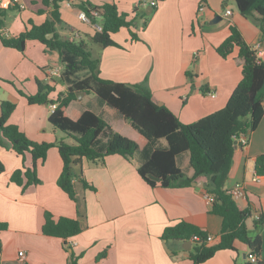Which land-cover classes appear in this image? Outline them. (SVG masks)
<instances>
[{
	"label": "crops",
	"instance_id": "crops-1",
	"mask_svg": "<svg viewBox=\"0 0 264 264\" xmlns=\"http://www.w3.org/2000/svg\"><path fill=\"white\" fill-rule=\"evenodd\" d=\"M95 5L116 4L130 18L138 19L132 30L139 40L133 41L130 32L123 29L112 36L118 46L100 48L101 77L114 82L145 84L153 100L167 106L184 124L223 109L243 78L242 60L235 48L227 58L217 49L236 27L253 48L264 47V27L245 18L230 0H206L208 11L198 17L200 0H84ZM155 1L157 7H152ZM8 9L4 35L18 37L32 27L50 19L51 8L42 0H22ZM81 0H67L61 4L64 26L60 34L69 39L84 40L88 44L95 34L94 27L83 21L77 7ZM137 10V12H135ZM227 11H231L227 15ZM147 17H142V14ZM195 53L198 57L195 58ZM59 66L60 55L37 40H28L24 51L6 47L0 40V116L3 101L16 104L9 123L16 125L31 140L38 143H58L71 138L56 129L49 121L50 105L30 104L27 95L39 91V83L51 85L49 95L56 99L68 92L69 85L58 79L49 80L47 69ZM86 74L84 73L85 77ZM82 77V78H83ZM91 91H83L71 103L70 109L92 111L102 117L114 131L129 133L131 125L114 108L102 102ZM208 92H216L211 98ZM248 144L237 147L225 189L241 185L246 196L235 200L240 208L251 212L249 231L254 228L257 213L264 214V175L256 182V158L264 155V118L252 134H244ZM73 139V138H72ZM161 141L158 146L166 147ZM189 166L185 173L191 177L189 154L178 156ZM138 155L132 161L121 155H110L105 163L83 160L76 166L75 188L78 203L72 201L59 187L58 179L63 161L57 147H52L45 162L37 169L40 184L23 190L11 181L15 171L32 167V156L25 159L7 143H0V264H67L71 251L80 256V264H196L184 243L162 239L167 227L186 222L206 232L218 244L222 235L223 219L213 214L203 194L208 184L201 177L190 187L153 188L139 174ZM182 169V168H181ZM183 170V169H182ZM83 179L94 187L84 186ZM55 220L61 217L80 222L82 232L68 240L47 236L42 232L45 214ZM259 262L264 263V230ZM253 237V236H252ZM236 250H221L202 264H249L250 251L241 242ZM26 258L20 260L19 253ZM106 253L104 257L102 254Z\"/></svg>",
	"mask_w": 264,
	"mask_h": 264
},
{
	"label": "trees",
	"instance_id": "trees-1",
	"mask_svg": "<svg viewBox=\"0 0 264 264\" xmlns=\"http://www.w3.org/2000/svg\"><path fill=\"white\" fill-rule=\"evenodd\" d=\"M65 1L42 0L44 7L51 8L50 19L40 26L32 25L20 36L12 38H7L3 33L8 9L0 7V40L4 46L24 51L28 40H37L51 51L59 53L64 70L58 80L69 85L68 92L50 99L49 95L55 89L51 85L39 83L37 94L20 93L30 104H58L49 121L56 129L75 140L73 145L65 140L58 143L31 140L18 126L9 123L16 104L3 101L0 143H7L23 160L26 154L32 156V167L26 169L23 166L15 171L11 181L23 190L40 184L38 166L46 161L49 150L57 147L63 161L58 185L72 201L78 203L75 180L80 176L76 166L83 160L104 164L110 155H121L129 161L140 155L142 161L138 172L153 188L190 187L199 178L206 177L209 182L205 192L215 197L211 211L223 219L218 244H210L206 232L186 222L167 227L162 235L163 240L182 243L192 241L194 246L190 258L196 264L210 260L221 250H236L235 243L238 241L248 247L250 254L260 255L263 240L259 229L264 227V214L254 220V229L258 234L252 237L247 225L251 212L240 208L225 189L239 135L252 134L264 118V63L257 60L255 51L241 32L232 26L229 37L217 49L221 57L227 58L238 48V56L242 60L243 78L228 103L223 109L194 123L184 124L167 106L153 100L152 91L145 84L114 82L101 77V60L89 50L87 42L65 38L60 34V28L64 26L60 7ZM235 2L245 18L264 27V0ZM77 7L92 23L102 26V31H96L90 38L92 43L102 48L118 46L112 36L123 29L129 30L133 41L139 40L138 34L132 30L138 14L130 18L116 4L95 5L84 0ZM142 17L147 15L144 13ZM49 34H54L53 38L48 39ZM84 71H88V74L80 78L79 73ZM83 91L95 92L102 102L117 110L131 125L129 133L114 131L102 117L92 111L78 112L70 109L71 103L77 99V93ZM103 136H107L106 142H102ZM163 140L167 146H158ZM184 153L189 154V165L194 172L191 177L177 164L178 156ZM255 169L259 175H264V155L256 158ZM3 171L4 167L0 163V172ZM150 174L159 180L150 179ZM83 183L86 188L94 190L84 179ZM3 228L0 225V229ZM42 232L63 239L67 245L69 239L82 232V226L75 219L61 217L55 220L50 213H46ZM196 236L200 240H195ZM67 264H80V256L71 251Z\"/></svg>",
	"mask_w": 264,
	"mask_h": 264
},
{
	"label": "built area",
	"instance_id": "built-area-1",
	"mask_svg": "<svg viewBox=\"0 0 264 264\" xmlns=\"http://www.w3.org/2000/svg\"><path fill=\"white\" fill-rule=\"evenodd\" d=\"M15 6H18L20 9L25 8V5L23 4L22 0H0V7L3 9H9V8L15 7ZM151 6L157 7V3L155 1H152ZM207 11H208L207 1L206 0H200L199 7H198V17L204 16ZM230 14H231V11H227V15H230ZM81 17H82L84 22L91 24L96 31H102V26L99 23H92L90 18L86 14L82 13ZM253 50L256 53L257 60L259 62L264 63V47L259 43L253 47ZM197 57H198V53H195V58H197ZM62 73H63V71L59 66H52V67H49L47 69V75H48V79L50 81L61 78ZM207 95L211 98H215L216 92H208ZM57 105L58 104H56V103L50 105L52 112L57 108ZM239 136L241 137V140H240L241 145H243V146L247 145L248 144L247 136L242 135V134H240ZM259 176L260 175L257 173L254 181H256V182L260 181ZM226 192H227V194L231 195L234 200H238L240 198H243L247 194L245 188L241 185L235 186L231 189H227ZM203 197H204L206 203L208 204V206L212 207V205L215 202V197L208 192H204ZM259 216H260V214L257 213L255 216V219L258 220ZM1 231L2 230L0 229V233H1ZM194 239L200 240V238L198 236H196ZM212 240H213V238L211 236H208L207 241L211 242ZM19 257H20L21 261H24L26 258V255L24 252H20ZM248 258H249L251 263H258L259 262L257 254L251 253Z\"/></svg>",
	"mask_w": 264,
	"mask_h": 264
},
{
	"label": "rangeland",
	"instance_id": "rangeland-1",
	"mask_svg": "<svg viewBox=\"0 0 264 264\" xmlns=\"http://www.w3.org/2000/svg\"><path fill=\"white\" fill-rule=\"evenodd\" d=\"M229 2H230L232 5H235L234 0H230ZM87 45H88L89 50L93 53V55H94V56H98V54H99V52H100V48H102V47L99 46V45H97V44H94V43H92V42H90L89 44L87 43ZM84 73L87 75V74H88V71L81 72V73H79L78 76H79L80 78H82V77L84 76ZM90 95H91V96H97L96 93L93 92V91L90 92ZM106 137H107V136H103V137L101 138V139H102V142H106V140H107ZM66 139H67L68 144H71V145L75 144V140H74V139H72V138H66ZM163 143H166V142L164 141ZM137 156H138V155H137ZM137 156H135V157H137ZM180 166H181V168L183 169V171H184L185 173L188 172V170H189V166H187V165L183 162L182 158H180ZM251 221H252V219H249V220H248V223H251ZM263 230H264V227H263L261 230L259 229V232L261 233V232H263ZM257 234H258V231L255 230L254 228H252L251 231H250V235L253 236V237H255Z\"/></svg>",
	"mask_w": 264,
	"mask_h": 264
},
{
	"label": "water",
	"instance_id": "water-1",
	"mask_svg": "<svg viewBox=\"0 0 264 264\" xmlns=\"http://www.w3.org/2000/svg\"><path fill=\"white\" fill-rule=\"evenodd\" d=\"M53 36H54V34H49L47 37H48V39H51V38H53ZM82 92H78L77 93V98H79L80 97V95L79 94H81ZM161 105V104H160ZM149 178L150 179H152V180H159V178L158 177H156V176H154V175H152V174H150L149 175ZM192 241H187V242H185L184 243V249L186 250V251H190L191 250V248H192ZM249 264H261V263H249Z\"/></svg>",
	"mask_w": 264,
	"mask_h": 264
}]
</instances>
